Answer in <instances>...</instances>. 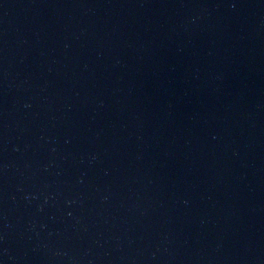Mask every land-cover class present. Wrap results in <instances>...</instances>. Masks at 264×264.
<instances>
[{
    "label": "water",
    "instance_id": "1",
    "mask_svg": "<svg viewBox=\"0 0 264 264\" xmlns=\"http://www.w3.org/2000/svg\"><path fill=\"white\" fill-rule=\"evenodd\" d=\"M0 264H264V0H0Z\"/></svg>",
    "mask_w": 264,
    "mask_h": 264
}]
</instances>
